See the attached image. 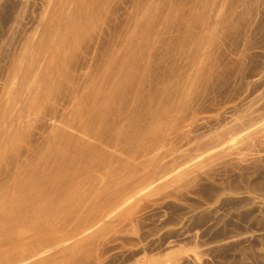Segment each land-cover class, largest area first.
<instances>
[{
    "label": "rangeland",
    "instance_id": "374dc122",
    "mask_svg": "<svg viewBox=\"0 0 264 264\" xmlns=\"http://www.w3.org/2000/svg\"><path fill=\"white\" fill-rule=\"evenodd\" d=\"M50 2L0 0V113L14 88V65ZM149 4L151 84L161 87L162 77L189 83L175 112L176 132L147 154L148 183H162L135 188L104 222L84 232L74 252L38 264H264V129L176 174L217 140L264 123V0H112L72 66L102 71L109 44L118 46ZM196 41L208 49L202 60ZM69 87L64 83L43 104L28 126L30 141L46 132L44 117ZM125 151L137 155L131 147ZM135 180L133 170L121 171L94 201L104 204L113 190Z\"/></svg>",
    "mask_w": 264,
    "mask_h": 264
},
{
    "label": "bare ground",
    "instance_id": "6f19581e",
    "mask_svg": "<svg viewBox=\"0 0 264 264\" xmlns=\"http://www.w3.org/2000/svg\"><path fill=\"white\" fill-rule=\"evenodd\" d=\"M50 1L14 65V88L0 113V264H38L74 252L84 232L104 222L135 188L161 184L148 183L147 154L170 141L175 112L189 95L187 79L162 77L161 87L151 84L150 4L143 5L118 46L109 44L103 70L90 72L88 64L72 66L75 52L112 0ZM196 47L202 60L208 49L199 41ZM66 82L62 103L44 117L46 132L30 141V122ZM263 129L264 123L217 140L176 174ZM25 141L23 150H15ZM127 147L137 155H127ZM123 170H133L134 183L113 190L104 204L95 202Z\"/></svg>",
    "mask_w": 264,
    "mask_h": 264
}]
</instances>
